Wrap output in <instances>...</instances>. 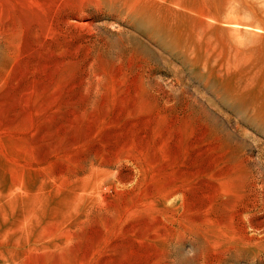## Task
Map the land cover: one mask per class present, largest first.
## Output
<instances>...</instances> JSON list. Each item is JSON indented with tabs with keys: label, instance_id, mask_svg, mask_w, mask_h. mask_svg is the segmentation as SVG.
I'll return each mask as SVG.
<instances>
[{
	"label": "rangeland",
	"instance_id": "rangeland-1",
	"mask_svg": "<svg viewBox=\"0 0 264 264\" xmlns=\"http://www.w3.org/2000/svg\"><path fill=\"white\" fill-rule=\"evenodd\" d=\"M0 264H264V0H0Z\"/></svg>",
	"mask_w": 264,
	"mask_h": 264
}]
</instances>
